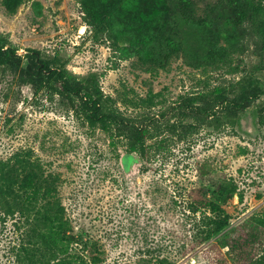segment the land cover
Listing matches in <instances>:
<instances>
[{
    "label": "rangeland",
    "instance_id": "obj_1",
    "mask_svg": "<svg viewBox=\"0 0 264 264\" xmlns=\"http://www.w3.org/2000/svg\"><path fill=\"white\" fill-rule=\"evenodd\" d=\"M239 1L196 0L190 20L175 7L170 32L180 49L169 55L165 44L150 45V70L138 51L123 54L129 44L90 26L79 0H24L14 14L0 0V31L19 54L37 48L80 77L96 75L132 119L149 122L147 143L163 142L147 156L130 152L127 134L114 139L115 127L111 136L68 98L36 91L0 64V167L28 153L58 177L69 236L58 243L60 263L236 264L220 241L209 247L215 237L199 246L214 213L192 208L201 198L217 202L232 216L225 231L254 213L264 220V6L246 13ZM217 87L230 100L254 94L233 122L225 105H214ZM14 179L0 174V185ZM231 183L238 190L229 197ZM36 200L41 206L42 193ZM47 225L35 211L27 219L0 209V264H43L52 254ZM261 236L258 256L264 229Z\"/></svg>",
    "mask_w": 264,
    "mask_h": 264
},
{
    "label": "trees",
    "instance_id": "obj_2",
    "mask_svg": "<svg viewBox=\"0 0 264 264\" xmlns=\"http://www.w3.org/2000/svg\"><path fill=\"white\" fill-rule=\"evenodd\" d=\"M24 0H3L9 14L18 11ZM85 12V19L96 30L107 32L111 39L117 43L129 44L121 48L125 56L139 52L148 69H157L151 58L153 52L150 45L161 42L172 55L178 48L177 35L171 34L173 29L175 7H179L181 14L190 20L198 13L196 0H79ZM248 10L264 6V0H240ZM264 37V35H263ZM264 49V47H263ZM24 54L27 64L23 65L24 55L19 54L18 48L11 43L9 36L0 31V64L19 74L22 81L31 83L36 91L49 89L70 100L74 111L81 114L91 125H99L104 131L113 136V128L117 129L115 136L127 134L129 137L130 152H137L147 156L152 150L159 151L162 140L147 143L150 135L148 121L134 120L115 102L112 96L105 93L99 78L96 75L80 77L67 66L61 56H45L37 48L28 47ZM233 86V85H232ZM226 90L217 87L213 96L214 105H225L230 112V121H234L239 110L246 100L254 94H243V99L230 100L225 94ZM229 91V90H228ZM231 91V88H230ZM193 101V100H192ZM151 119V118H150ZM153 123L161 124V118L152 119ZM150 122V123H152ZM260 122L264 127V105L260 108ZM176 126V124H175ZM192 126V125H190ZM115 130V129H114ZM116 141V140H114ZM121 157L122 155L119 154ZM141 157V156H140ZM146 170V168H143ZM1 175H10L13 179L10 184L0 185V209L6 216L21 214L28 219L30 212L35 211L36 219L49 228L48 244L51 248V257L45 259L43 264H62L57 254L61 249L58 246L61 240L68 239L66 225V208L59 198L58 177L55 174H46L37 167L34 160L26 153L18 156L16 160L0 167ZM35 190V192H34ZM229 197L235 195L238 186L231 183L228 186ZM42 193L45 201L38 205L36 197ZM36 194V195H34ZM227 201L228 196L223 198ZM243 200V195L240 194ZM34 203V204H33ZM198 205L192 210L198 212L201 206H211L214 216L207 215L206 223L209 226L206 236L199 243L204 244L210 238L216 241L210 248L216 247L220 241L223 247L229 248L228 254L236 264H260L262 255L258 256V249L263 243L261 236L264 220L259 214H252L245 221L230 227L232 216L217 202L201 198ZM221 236L219 233L224 232ZM41 259V258H40ZM43 260V259H41ZM162 264H167L165 260ZM130 264V263H120Z\"/></svg>",
    "mask_w": 264,
    "mask_h": 264
}]
</instances>
